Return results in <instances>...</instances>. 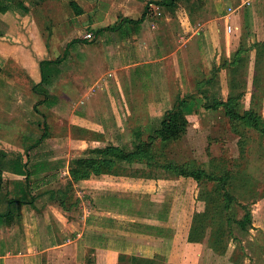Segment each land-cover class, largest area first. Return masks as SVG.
Masks as SVG:
<instances>
[{"label":"crops","instance_id":"0c3cea01","mask_svg":"<svg viewBox=\"0 0 264 264\" xmlns=\"http://www.w3.org/2000/svg\"><path fill=\"white\" fill-rule=\"evenodd\" d=\"M76 2L83 10L78 16H84L86 7ZM250 3L243 0L221 16L224 31H232L236 40L243 39L240 10L245 12ZM96 14L92 18L97 19ZM121 16L119 21L137 19L125 9ZM12 18L11 12L0 13L1 20H8V26L3 24L4 33L14 38ZM97 21L90 28H99ZM146 22L145 18L136 31L120 29L121 36L117 37V30H112L111 38L102 39L103 46L81 38L68 41L58 45L61 54L54 58L50 56L52 49L42 40L34 41L31 50H20V46L10 43L12 38L7 37L8 42L2 35L0 58L5 61L0 65V264H130L123 256L163 264H199L198 244L206 243L210 248L206 233L201 243L188 240L194 209L186 215V206L178 198L172 200L171 207L162 206V193L170 190L168 184L182 186L188 177L102 172L74 180L70 172L73 160L95 156L96 149L107 145L118 146L115 136L126 132L119 117L130 114L128 97L132 96L130 91L125 92L123 81L137 80L142 85L150 80L147 77H161L162 68L178 63L173 48L176 30L172 25L160 31L145 29ZM220 30V24L211 20L203 30L205 40L217 31L222 36ZM105 32L109 31L97 33ZM244 36L249 44L254 32ZM256 40V44L264 42ZM164 49L169 54L161 51ZM56 58L60 59L58 73L41 84L47 94L36 96L30 82L41 79L38 60ZM132 69H137L136 76H132ZM19 74L23 82L17 81L15 75ZM110 77L113 80L109 82ZM133 198L141 201L139 209H131ZM129 200L131 206L124 209L122 205ZM164 212L170 213L169 217ZM167 220L173 223L168 226ZM116 225L122 228L115 229Z\"/></svg>","mask_w":264,"mask_h":264},{"label":"rangeland","instance_id":"374dc122","mask_svg":"<svg viewBox=\"0 0 264 264\" xmlns=\"http://www.w3.org/2000/svg\"><path fill=\"white\" fill-rule=\"evenodd\" d=\"M0 1L4 9L0 13L11 12L16 27L12 38L4 33L8 20L0 19V39L3 34L6 41L7 37L12 38L10 43L20 46V50H31L34 41L42 40L47 48L52 49L50 56L53 58L61 54L58 45L68 41L73 43L80 38L84 40L82 35L88 31L93 32L95 38L84 41L103 46L102 39L109 35L111 38L109 33L112 30L98 34L97 29L117 23L124 9L131 17L138 18L146 5L145 29L160 31L172 25L176 30L173 48L178 63L172 68L169 65L162 68L161 77H147L150 80L142 85L132 79L122 83L125 92L132 93L128 97L130 114L123 118L118 116L126 132L115 136V143L126 153H135L139 147L145 149L144 160L117 164L113 170L151 178L173 179L175 173L182 171L198 175V180L182 176L189 178L185 184L171 182L168 184L170 190L162 193V206L169 204L171 207L172 200L178 198L182 206H186L183 209L184 212L187 210L186 215L194 209L190 225L192 239L201 238L203 222L210 225L206 228V236L209 231H214L211 227L218 221L224 224V235L221 244L217 245L224 254L212 252L206 243L198 244L196 249L201 250L197 263L264 264V42L256 44L257 38L264 39V0H251L245 12L240 10L238 17L243 32L240 40L233 37L232 31H224L221 16L243 0H176L172 7L157 4L161 0H75L86 7V14L81 17L75 15L69 5L72 0ZM95 14L97 19L92 18ZM95 20H98L99 28H90ZM211 20L220 24L223 37L218 36L217 31L205 40L203 30ZM228 21L231 23L230 17ZM118 30L116 37L121 36ZM249 31H253L254 36L247 44L244 34ZM161 51L169 54V50ZM3 61L1 59L0 65ZM131 71L132 76L137 75V69ZM15 76L19 78L18 82H23L20 74ZM160 78L165 81L159 82ZM112 80L107 78L109 82ZM141 92L145 95L142 96ZM184 99L187 103L182 104L181 113L185 121L180 123L179 136L169 141L153 139L151 131L158 128L159 120L166 112L179 108ZM229 101L235 112L249 110L259 120L245 125L232 118L227 113ZM206 102L211 106L205 107ZM215 103L217 107H212ZM145 122L148 124L144 126ZM132 202L131 209L140 208L141 201L133 198ZM115 204L118 205V201ZM122 206L129 209L130 200ZM203 208L208 210L204 221L201 216ZM246 212L250 213V224L247 223L248 228L243 230L237 221ZM163 215L169 217L170 213L164 212ZM166 222L168 226L173 223ZM103 224L106 225L105 218ZM180 226L178 231L183 230Z\"/></svg>","mask_w":264,"mask_h":264},{"label":"trees","instance_id":"16d2710c","mask_svg":"<svg viewBox=\"0 0 264 264\" xmlns=\"http://www.w3.org/2000/svg\"><path fill=\"white\" fill-rule=\"evenodd\" d=\"M158 2V1H157ZM176 0H161L160 3H157L159 5H164L166 7H172L175 4ZM1 4V1H0ZM69 5L72 7V9L75 12V15H80L83 13L82 8L75 2V1H70ZM147 6H144L143 11L141 12L140 17L137 19H131V18H122L120 21L117 23L111 25V26H106L103 28L98 29L96 32H100L103 30H120L123 29L125 31H136L139 27V25L145 20L146 18V11ZM0 11L4 12V9L0 5ZM127 28V29H126ZM123 32V33H124ZM60 62V59L56 58L54 60L50 59H40L38 60V66H39V71H40V76L41 79L38 83H31V89L35 91L39 95L45 96L47 92L42 88V83L45 82L50 76L53 74L58 73V68L57 65ZM187 103V99H184L181 101L180 106H178L173 109L170 112H166L162 120L160 121V125L157 129L153 131L152 138L153 139H160L161 141H169L171 139H174L179 136V133L181 132V126L180 123L185 121V118L182 116L181 113V106L182 104ZM228 103L226 104V106ZM229 109H227V113L230 114V116L234 119H239L241 120L245 125L249 124L252 125L254 124L257 120H259V117L252 116L251 111L245 110L242 112H235L233 109L234 106L232 105V102L229 101ZM211 105L206 102L205 107H210ZM212 107H217V104H213ZM126 150L122 147H117L113 145H107L103 148H98L94 151L95 156L89 157V158H77L72 161L71 167H70V172L74 180L77 179H82V178H87L90 175H98L102 172H107V173H117L113 170V168L117 164H121L122 162L126 163H133V162H140L141 160H144L146 151L145 149H142L139 147V151L137 152H129L126 153ZM176 176H191L194 179L198 180L199 176L190 174V173H185V172H178L175 173ZM134 176H138L136 174H132ZM207 208L201 212V216L203 218V221L206 219L207 215ZM221 213V211H219ZM195 217V216H194ZM219 223L215 225L214 227H211L214 231L210 232L209 231V247L212 248V250L215 253L218 254H224V251L221 250V246H217L221 244L223 235H224V229L225 226L221 221H218ZM238 224L240 227L244 230L248 228L246 225L247 223L250 224V213L246 212L244 213L243 218L238 219ZM228 221L225 223L227 224ZM202 235L199 240H195L191 238V228L189 229V235H188V240L192 242H198L201 241L203 236L206 233V228L209 227L210 225H206L205 222H203L202 225ZM123 259H126L129 261L130 264H162L159 261L155 260H146V259H141L137 257H126L123 256L121 257Z\"/></svg>","mask_w":264,"mask_h":264},{"label":"built area","instance_id":"2783aa9c","mask_svg":"<svg viewBox=\"0 0 264 264\" xmlns=\"http://www.w3.org/2000/svg\"><path fill=\"white\" fill-rule=\"evenodd\" d=\"M230 10V9H229ZM82 38L88 42L90 41H93L94 38H95V35L93 34V32L91 31H88V32H85L83 35H82Z\"/></svg>","mask_w":264,"mask_h":264}]
</instances>
